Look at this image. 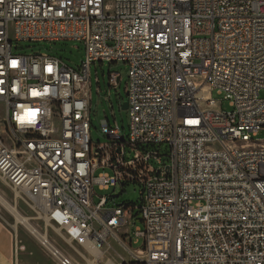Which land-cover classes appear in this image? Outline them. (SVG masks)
I'll use <instances>...</instances> for the list:
<instances>
[{"label": "built area", "instance_id": "1", "mask_svg": "<svg viewBox=\"0 0 264 264\" xmlns=\"http://www.w3.org/2000/svg\"><path fill=\"white\" fill-rule=\"evenodd\" d=\"M66 40L83 45L76 69L13 50ZM105 61L128 68L129 124L105 116L100 143L89 75ZM262 90L264 0H0V179L46 221L32 234L54 264H264ZM128 184L137 207L94 201Z\"/></svg>", "mask_w": 264, "mask_h": 264}, {"label": "rangeland", "instance_id": "2", "mask_svg": "<svg viewBox=\"0 0 264 264\" xmlns=\"http://www.w3.org/2000/svg\"><path fill=\"white\" fill-rule=\"evenodd\" d=\"M13 50L22 54H32L35 52L45 53L48 55L58 56L70 67L76 69L83 57V45L81 42L75 40L55 41V42H13ZM128 68L122 62L109 64L97 63L90 68L89 75V97L91 100L90 113L92 118V127L90 131L93 142L105 143L106 136L101 132L100 122L105 116L108 117L111 124L117 122L124 131L128 130L129 116L127 109L120 108V104L127 99L126 82H127ZM110 72L120 76L119 86L114 88L109 86L108 75ZM264 97V90L261 92ZM211 97L218 105L225 111L231 110L229 100L225 99L223 94L216 91H211ZM5 116L2 106H0V120ZM2 128L0 126V135ZM253 139L264 141V129L259 130ZM158 151L162 154V160H166L165 154L167 149L165 147L157 146ZM164 154V155H163ZM151 165L155 168L158 166L155 159H151ZM0 194L6 202L13 205L16 211L23 217L27 218L28 224L34 228L44 231L46 221L36 214V212L28 206L21 198H15L12 189L0 179ZM100 196H108L109 201L106 207L117 206L121 203L139 204V186L136 184H128L124 189L120 186L110 188L108 190H100L95 186L94 201L97 202ZM133 209V225L132 227H139L142 229V222L137 208ZM0 224L11 235L12 240V258L14 264H54L52 258L44 250L35 235L30 232L26 225L16 222V217L9 211V209L0 201ZM48 237L50 240L65 253L71 255L74 259L82 262L78 254L66 244V242L59 236V234L52 228L48 227ZM142 244V238H132L131 247L136 249ZM77 245V244H76ZM78 248L85 252V250L78 246ZM86 253V252H85ZM125 257L126 254L121 252ZM88 255V254H87ZM89 256V255H88Z\"/></svg>", "mask_w": 264, "mask_h": 264}, {"label": "crops", "instance_id": "3", "mask_svg": "<svg viewBox=\"0 0 264 264\" xmlns=\"http://www.w3.org/2000/svg\"><path fill=\"white\" fill-rule=\"evenodd\" d=\"M0 264H14L11 235L0 224Z\"/></svg>", "mask_w": 264, "mask_h": 264}, {"label": "bare ground", "instance_id": "4", "mask_svg": "<svg viewBox=\"0 0 264 264\" xmlns=\"http://www.w3.org/2000/svg\"><path fill=\"white\" fill-rule=\"evenodd\" d=\"M0 201L9 209V211L16 217V222L21 223L23 225H26L30 232L34 233L38 237H40V233L30 224L27 222V218L21 216L17 211L16 208L13 205H10L8 202L4 200L2 195L0 194Z\"/></svg>", "mask_w": 264, "mask_h": 264}, {"label": "water", "instance_id": "5", "mask_svg": "<svg viewBox=\"0 0 264 264\" xmlns=\"http://www.w3.org/2000/svg\"><path fill=\"white\" fill-rule=\"evenodd\" d=\"M128 107V103H127V101H125V102H123L122 104H121V107L120 108H122V109H126Z\"/></svg>", "mask_w": 264, "mask_h": 264}, {"label": "clouds", "instance_id": "6", "mask_svg": "<svg viewBox=\"0 0 264 264\" xmlns=\"http://www.w3.org/2000/svg\"><path fill=\"white\" fill-rule=\"evenodd\" d=\"M23 118L31 119V118H33V117H32V114H31V113H29V114H26V116H25V117H23Z\"/></svg>", "mask_w": 264, "mask_h": 264}, {"label": "snow or ice", "instance_id": "7", "mask_svg": "<svg viewBox=\"0 0 264 264\" xmlns=\"http://www.w3.org/2000/svg\"><path fill=\"white\" fill-rule=\"evenodd\" d=\"M31 114H32V117H33V119H34V117H35V112H32ZM30 122H31V121H30Z\"/></svg>", "mask_w": 264, "mask_h": 264}]
</instances>
